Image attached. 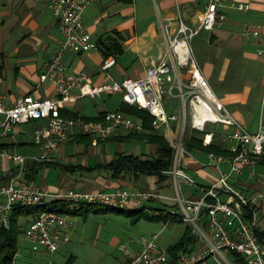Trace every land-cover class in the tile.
Returning <instances> with one entry per match:
<instances>
[{
    "label": "crops",
    "instance_id": "1",
    "mask_svg": "<svg viewBox=\"0 0 264 264\" xmlns=\"http://www.w3.org/2000/svg\"><path fill=\"white\" fill-rule=\"evenodd\" d=\"M47 1L0 0V89L7 96V106L13 105L26 94L37 98L57 97L55 87L48 81L40 83L39 78L62 39L56 19L46 5ZM238 2L250 3L251 8L240 11L232 6V3ZM203 7L204 0H89L84 22L92 37L97 40L99 48L84 53L67 52L63 57L64 64L70 72L88 73L92 84L111 79L142 77L148 67L166 51L167 26L175 28L179 15L189 24L198 26ZM221 9L227 15L226 20L213 30L201 29L198 33L200 35L203 32L198 61L208 80L215 76L217 70L220 73L219 79H227L232 57L235 62L236 59L246 62L244 68L247 70L249 67L259 70L257 79L245 77L241 82L227 83L225 89L218 90L220 94L226 95L223 102L233 116L254 133L261 123L264 124V104L261 103L264 97V0H225V6ZM246 22L261 25L262 36L250 40L243 38L241 29ZM110 57L115 59V63L104 69V62ZM73 93L76 95L77 91ZM124 105L121 95L104 94L96 98L80 97L74 102L65 103L62 110L65 114L87 121L100 119L104 113L121 109ZM179 105L178 99L169 98L166 101L169 112L177 110ZM3 119L4 115L0 114V123ZM42 123V120H29L14 124L9 134L0 139V151L15 149L27 157L25 170L17 179V185L38 186L52 194L67 190L112 191L116 188L152 191L158 196L144 199L129 209L144 208L152 215L158 212L165 214L177 208V191L184 199H198L202 195L200 186L215 181L219 171H229L230 142L224 141L222 134L236 130L232 126L209 123L206 133H214L213 140L205 144V132L188 127L185 142L197 136L202 144L192 149H187L184 144L186 152L177 161L195 180V184L182 182L178 185L171 174L137 171L126 162L114 161L128 154L152 158L157 152V146L151 136L158 133L169 142L177 138L180 127L176 121L171 122L169 128L144 127L139 133L116 129L106 138L91 135L83 123L76 122L69 139L50 153V159L37 161L34 156L39 155L40 149L34 143L33 132ZM127 143L128 148L125 147ZM211 151L226 155L225 162L218 164V168L208 164ZM17 174V165L7 161L5 167L0 168V186ZM228 182L234 191L255 199L252 205L256 212L255 227L264 234V159L255 171L244 170L241 174L232 175ZM230 195L229 191H221L220 199L225 201ZM252 208H248V215ZM34 216L32 212L20 215L18 222L21 228L25 229ZM141 221L146 226L153 225L151 232L160 225L162 227L163 223L158 219ZM170 226L179 228L175 236L172 235L174 241L165 246L168 250L183 237L188 225L182 221H170L163 231ZM68 243L70 241L62 243L60 248ZM128 249L132 254L138 250L137 246ZM227 256L236 260L231 253H227ZM125 258L124 254L115 257L113 264H122ZM200 264L219 263L210 257Z\"/></svg>",
    "mask_w": 264,
    "mask_h": 264
},
{
    "label": "built area",
    "instance_id": "2",
    "mask_svg": "<svg viewBox=\"0 0 264 264\" xmlns=\"http://www.w3.org/2000/svg\"><path fill=\"white\" fill-rule=\"evenodd\" d=\"M89 0H48L46 5L51 10L62 35L61 43L52 58L45 64L39 78L40 83L50 82L56 89V98H37L31 94L19 97L16 102L6 105V94L0 89V114L4 115L0 123V139L9 134L14 124L26 123L29 120H42L43 123L33 132L34 143L39 146L37 161H48L50 153L61 143L68 140L76 122L83 123L85 130L97 138L109 137L116 129L127 133H139L144 130V122L136 116L120 109L106 112L97 120L83 121L72 115H62L65 103L74 102L80 97H102L104 94H119L125 104L135 106L153 116L152 127L169 128L171 122H178L180 132L177 138L170 139L174 149V161L164 173L174 176L179 183L195 184L177 159L185 151V133L188 127L205 132L203 142L210 144L214 133H206L209 123L217 126H232L234 132L222 134L223 140L230 142L228 149L229 171H219V177L200 186L202 191L198 199H184L177 195V208L170 210L171 216L179 219L192 228L198 236L192 249L180 251L173 259L167 248L158 243V238L171 219L162 221L161 230L150 236L132 240L137 246L135 253H130L124 245L120 250L126 256L122 264H200L210 257L219 264H239L231 260L227 253L235 252L243 259L244 264H264V237L256 229V212L252 208L255 199L234 191L229 179L232 175L241 174L244 170L255 171L256 166L264 159V124L257 132L248 131L229 111L223 100L217 95L205 76L194 53L193 38L201 29L213 30L227 18L221 7L225 0H204L202 16L198 26L189 24L179 15L175 28H166V51L158 61L152 63L142 77H127L123 80H106L92 84L88 73L70 72L64 64L63 57L67 52L84 53L98 49L99 45L84 22V13ZM240 11L251 8L250 3H232ZM169 27V28H168ZM262 27L246 22L241 35L250 40L262 36ZM182 44L181 47L179 45ZM264 53V52H263ZM115 63L110 57L105 60L103 68ZM77 91L75 95L73 92ZM178 99L177 110L169 112L167 99ZM206 113V117L202 116ZM211 161L208 164L218 168L225 162L226 155L209 152ZM7 161H13L18 174L0 186V225L9 229L15 207H38L31 222L24 229V238L38 242L47 253L55 254L62 243L71 240L74 223L73 215L48 209L52 202H63L68 210L80 209L86 205H99L115 209H130L144 199L157 197L155 192L147 190L129 191L116 188L112 191H78L67 190L52 194L38 186H19L17 179L25 170L27 157L14 150L0 151V168ZM229 191L230 197L222 201L221 191ZM252 208L248 218L247 210ZM162 213H156L159 215Z\"/></svg>",
    "mask_w": 264,
    "mask_h": 264
},
{
    "label": "rangeland",
    "instance_id": "3",
    "mask_svg": "<svg viewBox=\"0 0 264 264\" xmlns=\"http://www.w3.org/2000/svg\"><path fill=\"white\" fill-rule=\"evenodd\" d=\"M202 35L203 32L196 35L192 40L196 57L201 51ZM236 61L232 57L227 79H219L220 73L217 70L215 76L208 80L223 101L226 95L220 94L218 90L225 89L224 85L241 82V79L245 77L255 79L259 77V70L250 67L247 70L244 68L246 62H240L238 59ZM261 103L264 104V97ZM128 146V143L125 144L126 148ZM95 207L102 206L95 205ZM71 220L74 223V228L71 232L70 243L61 247L53 255L46 253L38 242L24 238L23 233H21L12 264H113L116 260L113 258L121 257L124 254L120 250V246L124 245L126 248H130L133 246L132 240L142 236H150L154 232L157 233L161 227L160 225L157 230L151 232L153 225L146 226L141 220L132 223L130 217L114 211L99 213L90 211L87 215H73ZM178 228L179 226H170L165 229L160 234L158 243L163 247L170 245L174 241L173 237L178 232ZM196 237L198 238V236Z\"/></svg>",
    "mask_w": 264,
    "mask_h": 264
},
{
    "label": "trees",
    "instance_id": "4",
    "mask_svg": "<svg viewBox=\"0 0 264 264\" xmlns=\"http://www.w3.org/2000/svg\"><path fill=\"white\" fill-rule=\"evenodd\" d=\"M120 110L141 117L144 121V127L146 129L152 128L153 116H151L147 112L140 110L137 107L130 106L128 104L122 106ZM61 114L68 115V113L65 114L62 109H61ZM72 116L75 117L74 115ZM151 140L157 146V152L152 158H142L139 156L128 154V155H121L118 159L114 161L126 162L127 164L130 165L131 168L137 171L150 172L161 175L163 171L169 170L172 167L174 160V149L170 145L169 141L163 135H160L158 133L152 135ZM201 144H202L201 140L197 136H193L185 142V147L187 149H192L195 146L200 147ZM48 209H54L58 212L69 213L74 216L87 215L90 211L94 213L114 211L119 214H123L125 216L130 217L132 219V223L138 222L141 219H147V220L158 219L162 221L171 219L172 221H181L178 216H171L169 214L170 213L169 211L165 214H161V215L159 214L157 216L146 212L144 208L134 209V210L115 209L105 206L97 208L95 207V205L91 204V205L83 206L80 209L68 210L65 208L63 202L57 201V202H52L50 206H48ZM39 211L40 208L38 207L17 206L14 208L12 213L11 227L9 229H6L2 225H0V264L13 263L15 253L17 252L19 235H21V233L24 232V229L21 228V225L18 222V217L20 215H23L24 213L32 212L36 214ZM252 212L253 211L251 209V211H249V215L247 216L248 218L252 216ZM258 233L261 237H264L263 233L260 232ZM196 243H197V238L192 233V228L190 226H187L183 237L176 244H174L168 251L171 257L173 259H176L180 251H186L189 248L192 249L196 245ZM230 253L236 258V261L239 264H244L243 259L240 255H238L235 252H230Z\"/></svg>",
    "mask_w": 264,
    "mask_h": 264
},
{
    "label": "bare ground",
    "instance_id": "5",
    "mask_svg": "<svg viewBox=\"0 0 264 264\" xmlns=\"http://www.w3.org/2000/svg\"><path fill=\"white\" fill-rule=\"evenodd\" d=\"M181 46H182V44L179 45V47H181ZM202 116L206 117L207 115H206V113L202 112Z\"/></svg>",
    "mask_w": 264,
    "mask_h": 264
}]
</instances>
